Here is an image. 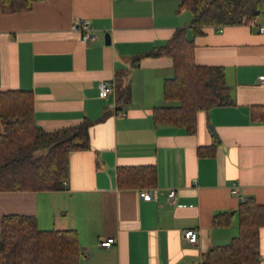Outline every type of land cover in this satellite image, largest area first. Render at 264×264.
<instances>
[{
	"label": "crops",
	"instance_id": "obj_1",
	"mask_svg": "<svg viewBox=\"0 0 264 264\" xmlns=\"http://www.w3.org/2000/svg\"><path fill=\"white\" fill-rule=\"evenodd\" d=\"M179 2L33 0L27 9L0 8V89L31 90L44 130L91 120L89 147L68 154L66 183L0 191V220L31 214L39 228L76 229L79 264H199L210 247L237 234L245 197L264 204V119L252 117L264 105V32L248 23L204 26L193 37L195 61L223 67L231 102L200 110L192 133L152 119V108L165 103L172 59L143 54L189 24ZM76 19L87 21L92 41L80 40ZM254 22L264 23V11ZM101 80L113 87L105 96ZM127 165H153L155 184L119 186L117 167ZM144 188L153 197L142 198ZM223 212L228 223L213 224ZM187 228L198 230L195 242L184 237ZM108 236L114 242L99 245ZM257 264H264V226Z\"/></svg>",
	"mask_w": 264,
	"mask_h": 264
},
{
	"label": "trees",
	"instance_id": "obj_2",
	"mask_svg": "<svg viewBox=\"0 0 264 264\" xmlns=\"http://www.w3.org/2000/svg\"><path fill=\"white\" fill-rule=\"evenodd\" d=\"M33 0H0L5 11L30 7ZM263 0H180L178 7L191 13L188 25L176 27L166 41L154 45L144 56H170L172 74L165 77V103L152 108L155 123L182 126L194 132L197 113L231 102L222 66L195 61V35L206 25L242 24L261 12ZM188 30L191 36L187 35ZM263 109L259 111L258 109ZM254 119H264V105L252 110ZM0 191L52 190L68 174V154L89 147L91 120L50 131L35 122L34 95L20 88L0 89ZM214 144L207 152L214 150ZM153 165L117 167L121 187L153 186ZM238 232L224 244L210 247L199 264H257L259 229L264 226V204L245 197L236 209ZM228 213H218L213 224H227ZM80 244L74 228L42 229L31 214L5 213L0 220V264H79Z\"/></svg>",
	"mask_w": 264,
	"mask_h": 264
},
{
	"label": "built area",
	"instance_id": "obj_3",
	"mask_svg": "<svg viewBox=\"0 0 264 264\" xmlns=\"http://www.w3.org/2000/svg\"><path fill=\"white\" fill-rule=\"evenodd\" d=\"M261 11H264V0L261 3ZM249 25L256 26L259 32H264V23L256 24L254 20L248 22ZM71 27L75 30L80 31V40L83 42L92 41L95 38V34L91 31L90 27L87 25V21L84 19H76L72 22ZM221 29V28H219ZM259 80L264 82V74L260 75ZM113 87L112 84L101 80L99 82V91L101 96H105L112 91ZM66 180L62 181V184H65ZM139 195L142 198L149 199L153 197L154 190L153 188H144L139 190ZM168 200L170 202H175L176 191L174 189H170L167 193ZM184 237L191 241L195 242L198 238V230L195 228H187L183 232ZM114 242V237L108 236L106 238H102L98 241L99 245L101 246H109Z\"/></svg>",
	"mask_w": 264,
	"mask_h": 264
},
{
	"label": "water",
	"instance_id": "obj_4",
	"mask_svg": "<svg viewBox=\"0 0 264 264\" xmlns=\"http://www.w3.org/2000/svg\"><path fill=\"white\" fill-rule=\"evenodd\" d=\"M106 41H108V37H107V34H106ZM209 127L211 128L213 134L215 135V131L213 130V126L211 124H209Z\"/></svg>",
	"mask_w": 264,
	"mask_h": 264
},
{
	"label": "rangeland",
	"instance_id": "obj_5",
	"mask_svg": "<svg viewBox=\"0 0 264 264\" xmlns=\"http://www.w3.org/2000/svg\"><path fill=\"white\" fill-rule=\"evenodd\" d=\"M235 217H236V215H235Z\"/></svg>",
	"mask_w": 264,
	"mask_h": 264
}]
</instances>
